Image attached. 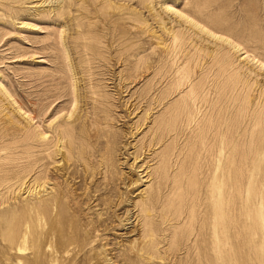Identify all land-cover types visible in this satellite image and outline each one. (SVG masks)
Masks as SVG:
<instances>
[{
    "label": "rangeland",
    "instance_id": "1",
    "mask_svg": "<svg viewBox=\"0 0 264 264\" xmlns=\"http://www.w3.org/2000/svg\"><path fill=\"white\" fill-rule=\"evenodd\" d=\"M263 84L264 0H0V264H264Z\"/></svg>",
    "mask_w": 264,
    "mask_h": 264
},
{
    "label": "bare ground",
    "instance_id": "2",
    "mask_svg": "<svg viewBox=\"0 0 264 264\" xmlns=\"http://www.w3.org/2000/svg\"><path fill=\"white\" fill-rule=\"evenodd\" d=\"M175 38H176V37H175ZM243 54H244V53H243ZM240 56H241V55H240ZM263 85H264V84H263ZM59 140H60V139H59ZM135 159H136V158H135ZM140 167H141V166H140ZM140 175H141V174H140ZM146 175H147V174H146ZM146 175H145V176H146ZM47 183H48V182H47ZM41 188H42V187H41ZM42 189H43V188H42ZM49 190H50V189H49ZM50 191H51V190H50ZM127 218H128V217H127ZM127 220H128V219H127ZM129 222H130V221H129ZM142 249H143V248H142V246H141V247H139L138 251H142ZM137 253H138V252H137ZM143 260H144V259H143ZM108 261H109V260H108ZM110 264H111V263H110Z\"/></svg>",
    "mask_w": 264,
    "mask_h": 264
}]
</instances>
